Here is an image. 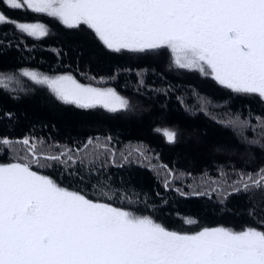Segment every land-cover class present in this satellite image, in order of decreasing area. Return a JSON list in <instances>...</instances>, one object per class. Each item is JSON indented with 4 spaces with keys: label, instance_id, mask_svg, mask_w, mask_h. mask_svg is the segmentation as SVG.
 Returning <instances> with one entry per match:
<instances>
[{
    "label": "snow or ice",
    "instance_id": "snow-or-ice-1",
    "mask_svg": "<svg viewBox=\"0 0 264 264\" xmlns=\"http://www.w3.org/2000/svg\"><path fill=\"white\" fill-rule=\"evenodd\" d=\"M0 4L10 10L46 14L68 29L86 26L113 53L166 49L176 69L211 76L232 93L256 95L264 101V0H0ZM5 24L28 38L49 35L42 22L15 20L0 11V26ZM146 73V69L135 72L138 88L144 87ZM20 75L36 85H46L58 102L80 109L99 107L117 113L130 106L114 88L82 84L71 74L45 75L22 69ZM14 81L19 83L13 75H0L4 90ZM155 90L167 94L170 89ZM222 106L209 100L200 111L212 118L207 108ZM6 115L11 118V113ZM214 120L231 127L242 143L264 150V117L241 119L237 113L226 121ZM248 130L259 132V137L249 139L244 135ZM156 132H162L169 145L177 142L175 130L158 128ZM111 140L109 136L101 143L90 137L83 149L74 151L46 145L33 136L0 137V151L13 153L12 162L0 163V264H264V230L257 227L238 231L226 226L203 227L194 233L169 230L150 215L91 199L82 190H70L33 170L34 166L59 165L76 176L77 164L83 166L85 159L103 155L104 166L135 162L149 167L163 177L165 191L174 190L181 197L209 196V186L221 204L232 195L254 199L257 193L264 194V165L234 171L231 182L209 176L206 183L189 184L185 191L173 187L184 174L162 162L154 163L159 161L158 154L143 142H138L141 147L117 153L109 146ZM16 145L24 146L23 155ZM90 146V151H83ZM44 147L59 151L44 152ZM81 151L83 157L77 154ZM217 175L227 173L221 167ZM94 187L108 201L118 194L107 184ZM185 222L194 223L192 219Z\"/></svg>",
    "mask_w": 264,
    "mask_h": 264
},
{
    "label": "trees",
    "instance_id": "trees-1",
    "mask_svg": "<svg viewBox=\"0 0 264 264\" xmlns=\"http://www.w3.org/2000/svg\"><path fill=\"white\" fill-rule=\"evenodd\" d=\"M0 11L15 20L42 22L49 29L47 37L36 40L20 34L11 24L0 26V75H13L19 81L12 82L8 90L0 86V137L33 136L44 140L46 145L67 146L75 151L83 149L90 137L103 143L110 136L109 146L117 153L141 147L138 142H143L158 154L159 161L154 163L162 162L184 174L173 187L185 191H189V184L206 183L209 176L222 183L231 182L235 179L234 171L264 165V150L242 143L231 127H222L214 120L219 117L226 121L237 113L241 119L264 117V101L258 96L235 94L218 85L211 76L176 69L166 49L145 54L113 53L86 26L68 29L46 14L10 10L3 4ZM22 69L45 75L71 74L82 84L114 88L129 100V109L110 113L102 108L80 109L63 104L46 85H36L21 76ZM145 69L144 87L138 88L135 72ZM163 88L170 90L167 94L155 90ZM209 100L224 105L207 108L212 118L200 111L201 105H207ZM131 106L135 110L132 115ZM192 108L196 111L191 112ZM251 123L256 124L254 118ZM158 128L177 131V142L166 143L162 132H156ZM244 135L253 139L260 133L248 130ZM16 148L24 154V146ZM90 150L91 146L83 151ZM43 151L59 149L44 147ZM83 151L77 154L83 157ZM12 158L11 151H0V163L12 162ZM105 164L106 157L101 155L99 159L95 156L85 159L83 166L77 164L76 176H70L59 165L40 168L39 172L70 190H82L91 199L150 215L169 230L194 233L203 227L216 226L237 231L247 226L264 230V194L257 193L254 199L232 195L221 204L209 186V196L181 197L174 190L165 191L163 177L147 166L135 162L123 167ZM221 167L226 176L217 175ZM102 184L118 193L111 201L98 195L94 186ZM125 196L128 198L122 199ZM188 219L194 223L187 224Z\"/></svg>",
    "mask_w": 264,
    "mask_h": 264
},
{
    "label": "rangeland",
    "instance_id": "rangeland-1",
    "mask_svg": "<svg viewBox=\"0 0 264 264\" xmlns=\"http://www.w3.org/2000/svg\"><path fill=\"white\" fill-rule=\"evenodd\" d=\"M174 67H175V66H174ZM167 68H170V66L167 65ZM90 85H91V84H90ZM92 86H93V87H98V86H95V85H92ZM101 88H104V87H101ZM131 105H132V103H131ZM97 108H99V107H97ZM131 108H132V106H131ZM133 111L135 112V110L132 108L129 114L132 115V114H133ZM37 171H40V168H39Z\"/></svg>",
    "mask_w": 264,
    "mask_h": 264
}]
</instances>
